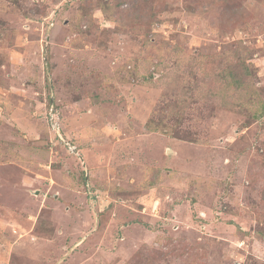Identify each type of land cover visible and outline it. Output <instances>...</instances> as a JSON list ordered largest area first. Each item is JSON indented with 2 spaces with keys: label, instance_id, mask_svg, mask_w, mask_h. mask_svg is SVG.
<instances>
[{
  "label": "rangeland",
  "instance_id": "1",
  "mask_svg": "<svg viewBox=\"0 0 264 264\" xmlns=\"http://www.w3.org/2000/svg\"><path fill=\"white\" fill-rule=\"evenodd\" d=\"M0 264H264V0H0Z\"/></svg>",
  "mask_w": 264,
  "mask_h": 264
},
{
  "label": "trees",
  "instance_id": "2",
  "mask_svg": "<svg viewBox=\"0 0 264 264\" xmlns=\"http://www.w3.org/2000/svg\"><path fill=\"white\" fill-rule=\"evenodd\" d=\"M135 1H136V0H131V2H132L133 4H135ZM257 108H258V107H257ZM257 108H256V109H257Z\"/></svg>",
  "mask_w": 264,
  "mask_h": 264
}]
</instances>
